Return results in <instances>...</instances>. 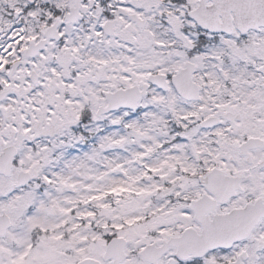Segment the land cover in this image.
<instances>
[{
  "label": "snow or ice",
  "instance_id": "obj_1",
  "mask_svg": "<svg viewBox=\"0 0 264 264\" xmlns=\"http://www.w3.org/2000/svg\"><path fill=\"white\" fill-rule=\"evenodd\" d=\"M0 264H264V0H0Z\"/></svg>",
  "mask_w": 264,
  "mask_h": 264
}]
</instances>
